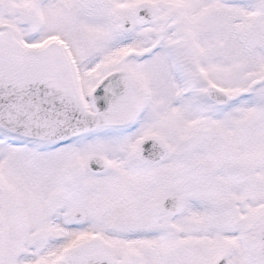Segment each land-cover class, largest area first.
Masks as SVG:
<instances>
[{
	"label": "snow or ice",
	"instance_id": "6c2138e0",
	"mask_svg": "<svg viewBox=\"0 0 264 264\" xmlns=\"http://www.w3.org/2000/svg\"><path fill=\"white\" fill-rule=\"evenodd\" d=\"M0 264H264V0H0Z\"/></svg>",
	"mask_w": 264,
	"mask_h": 264
}]
</instances>
